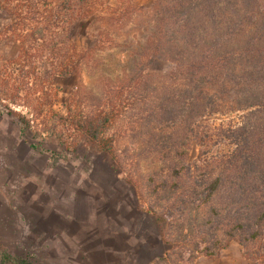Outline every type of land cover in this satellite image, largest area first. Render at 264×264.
I'll use <instances>...</instances> for the list:
<instances>
[{
	"label": "trees",
	"instance_id": "trees-1",
	"mask_svg": "<svg viewBox=\"0 0 264 264\" xmlns=\"http://www.w3.org/2000/svg\"><path fill=\"white\" fill-rule=\"evenodd\" d=\"M79 2L0 0V11L11 10L15 17L22 43L16 59L4 67L0 92L14 97L27 86L24 102L31 105L33 119L53 96L43 82H35L33 61L56 46L57 30L67 29L74 12L82 14L88 1ZM138 11L148 23L139 54L169 61L170 70L129 72L104 86L73 117L77 129L127 172L138 190L137 212L150 213L159 229L157 242L144 240L134 249V262L196 264L200 256L218 257L231 241L242 256H259L264 236V0H153ZM27 25L30 30L22 33ZM59 64L60 72L68 74L66 63ZM31 76L37 79L29 82ZM0 114L15 116L20 133L30 126L29 118L1 97ZM120 139L123 148H117ZM142 160L152 165L144 173L135 167ZM140 218L135 235L141 240L146 237L138 232ZM158 243L167 249L157 252ZM0 264L41 263L34 253L0 247Z\"/></svg>",
	"mask_w": 264,
	"mask_h": 264
},
{
	"label": "rangeland",
	"instance_id": "rangeland-1",
	"mask_svg": "<svg viewBox=\"0 0 264 264\" xmlns=\"http://www.w3.org/2000/svg\"><path fill=\"white\" fill-rule=\"evenodd\" d=\"M87 1L82 14L71 16L67 29L57 30L55 50L48 48L49 53L33 61L38 79L31 76L28 81L43 82L53 94L40 117L33 119L31 105L24 102L27 86L14 97L0 92L5 105L30 120L20 133L15 116L0 114V247L14 254L34 253L41 264H135L134 249L144 240L157 242L159 229L150 213L137 212L138 190L127 172L77 129L73 117L104 86L127 73L165 74L171 63L139 54L148 23L138 10L147 9L153 0ZM10 25L13 29L6 32ZM16 28L11 10L2 9L0 79L22 46ZM29 30L27 25L21 32ZM59 61L66 63L68 74L60 72ZM31 143L38 148H31ZM123 145L122 139L117 148ZM196 152L192 142L191 157ZM135 167L144 173L152 165L142 160ZM137 217L138 232L146 239L135 235ZM166 249L162 243L156 246L159 253ZM259 252L244 257L231 241L218 257L200 256L196 264H264V236Z\"/></svg>",
	"mask_w": 264,
	"mask_h": 264
}]
</instances>
